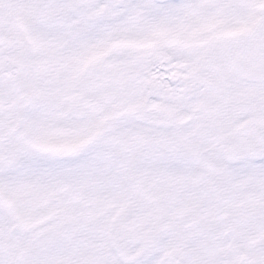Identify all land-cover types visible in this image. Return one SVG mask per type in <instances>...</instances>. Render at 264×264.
I'll list each match as a JSON object with an SVG mask.
<instances>
[{
    "label": "snow or ice",
    "instance_id": "obj_1",
    "mask_svg": "<svg viewBox=\"0 0 264 264\" xmlns=\"http://www.w3.org/2000/svg\"><path fill=\"white\" fill-rule=\"evenodd\" d=\"M0 264H264V0H0Z\"/></svg>",
    "mask_w": 264,
    "mask_h": 264
}]
</instances>
